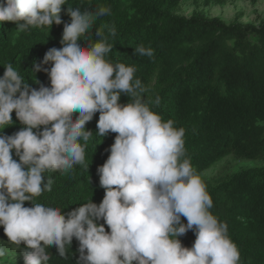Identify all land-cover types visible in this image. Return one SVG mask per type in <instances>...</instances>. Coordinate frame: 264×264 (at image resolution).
<instances>
[{
  "label": "clouds",
  "instance_id": "1",
  "mask_svg": "<svg viewBox=\"0 0 264 264\" xmlns=\"http://www.w3.org/2000/svg\"><path fill=\"white\" fill-rule=\"evenodd\" d=\"M64 5L66 0H3L0 22H13L20 32L51 29L62 23ZM109 13L103 7L95 12L67 8L71 22L64 24L62 47L50 48L31 69L36 73L51 63L50 69L43 68L50 86L33 88L11 63L3 66L0 226L8 242L18 246L24 264H49L50 246L68 259L73 238L79 242L77 264H239L238 247L226 223L209 211L213 201L207 186L186 158L185 130L150 109L143 98L146 88L134 79V66L106 58L114 45L100 38L99 30L96 42L89 37L94 19ZM134 54L154 55L143 46ZM122 94L131 98L129 103H120ZM13 111L23 127L4 135L14 123ZM96 113V135L117 133L110 155L97 169L105 190L102 202L91 199L67 214L35 202L34 197L52 190L49 173L66 174L75 165L88 168L85 152L93 132L85 125ZM101 219L104 224L98 223ZM193 229V246H182L178 237ZM5 255L0 246V257Z\"/></svg>",
  "mask_w": 264,
  "mask_h": 264
},
{
  "label": "trees",
  "instance_id": "2",
  "mask_svg": "<svg viewBox=\"0 0 264 264\" xmlns=\"http://www.w3.org/2000/svg\"><path fill=\"white\" fill-rule=\"evenodd\" d=\"M181 1L66 0L62 23L53 24L51 29L32 27L20 32L15 23L0 22V77L3 66L11 63L31 87L50 86L43 68L50 69L51 63L36 73L31 69L33 61L42 62L50 48L62 47L64 24L71 22L67 8L92 12L101 7L110 9L109 14L94 19L89 37L93 42L107 38L114 48L106 58L136 68L134 79L146 88L143 98L150 109L165 122L172 120L175 127L185 130L186 158L193 168L201 174L228 156L260 164L206 186L213 201L209 211L226 223L228 236L240 253L239 264H264V21L227 25L202 11L185 18L177 15ZM97 30L100 38L95 36ZM81 43L89 46L87 40ZM140 46L151 48L154 55L134 54ZM35 79L39 83H34ZM130 100L122 94L120 103ZM12 119L14 123L3 130L4 135H13L23 127L14 111ZM98 119L96 113L85 125L93 132L85 152L88 168L75 165L66 174L49 173L54 179L52 190L34 197L35 202L62 208L63 214L91 199L97 205L102 202L105 190L97 169L110 155L117 133L103 138L96 135ZM13 158L19 159L14 151ZM25 206L32 204L26 201ZM181 219L187 223L186 218ZM0 237L18 247L8 242L2 226ZM178 238L182 246L191 248L195 230ZM78 248L79 242L73 238L70 255L64 259L50 246L49 264H77Z\"/></svg>",
  "mask_w": 264,
  "mask_h": 264
},
{
  "label": "rangeland",
  "instance_id": "3",
  "mask_svg": "<svg viewBox=\"0 0 264 264\" xmlns=\"http://www.w3.org/2000/svg\"><path fill=\"white\" fill-rule=\"evenodd\" d=\"M200 11L209 17L221 19L227 25L234 22L259 24L264 21V0L255 2L248 0H182L178 7L177 15L189 18L193 13ZM259 165L258 162L228 156L213 164L200 175L206 185L214 186L230 175L241 170L258 167ZM0 246L6 249V255L0 257V264H24L22 252L8 244L1 237Z\"/></svg>",
  "mask_w": 264,
  "mask_h": 264
}]
</instances>
